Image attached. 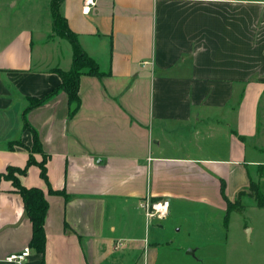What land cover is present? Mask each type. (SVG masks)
<instances>
[{
  "label": "crops",
  "instance_id": "0c3cea01",
  "mask_svg": "<svg viewBox=\"0 0 264 264\" xmlns=\"http://www.w3.org/2000/svg\"><path fill=\"white\" fill-rule=\"evenodd\" d=\"M51 1L0 0V174L26 168L19 184L48 203L38 254L23 200L0 178V264L25 248L23 264L220 259L228 204L264 182V0H96L88 14L62 0L102 73L80 77L72 118L62 91L30 108L72 62ZM146 197L169 201L165 219L144 217Z\"/></svg>",
  "mask_w": 264,
  "mask_h": 264
},
{
  "label": "trees",
  "instance_id": "16d2710c",
  "mask_svg": "<svg viewBox=\"0 0 264 264\" xmlns=\"http://www.w3.org/2000/svg\"><path fill=\"white\" fill-rule=\"evenodd\" d=\"M62 0L51 1L52 11V32L54 35L67 40L72 47V62L70 69L63 71L61 69H54L59 78V85L47 95L33 99L30 104V108L37 107L46 102L49 98L55 96L60 91L64 92L68 99V117L72 118L79 109V80L83 75L100 77L102 73L96 62L87 56L79 47L77 43L76 35L69 29L66 20L60 14L59 8ZM36 150L39 149V143L37 138H34V144ZM31 164V161L28 163ZM259 167V177H264V172H261ZM41 177L46 179V173L43 162L40 164ZM26 168L23 170L8 168L6 174H0V178L3 177L12 182V185L16 188L20 194L24 210L27 218L32 226V236L29 243L30 248L38 254H43L45 249V233H44V220L47 213L48 203L42 190L38 188H24L19 184L17 175H24ZM49 192H51L49 190ZM244 195L251 197L256 206L260 209H264V194L261 193L257 183L250 181L246 190L239 191L236 200L232 204H228V211L241 212L244 207L240 203V198ZM227 219V218H226ZM225 219V221H226ZM227 223V222H226Z\"/></svg>",
  "mask_w": 264,
  "mask_h": 264
},
{
  "label": "rangeland",
  "instance_id": "374dc122",
  "mask_svg": "<svg viewBox=\"0 0 264 264\" xmlns=\"http://www.w3.org/2000/svg\"><path fill=\"white\" fill-rule=\"evenodd\" d=\"M260 122L263 126L264 113L262 111L260 112ZM260 140L264 147V139H259V144ZM259 189L263 194L264 182L260 185ZM240 203L244 209L241 212L234 211L229 215V243L226 249L216 253V255H221L220 259H210L215 256L207 254L208 258L196 264H264V209L257 208L254 200L249 196L241 197ZM223 216L224 214H222V217L216 218L217 224H222ZM244 224L254 228L252 235L250 232L247 233L246 229H243L242 226ZM168 264H173L170 258H168Z\"/></svg>",
  "mask_w": 264,
  "mask_h": 264
},
{
  "label": "built area",
  "instance_id": "2783aa9c",
  "mask_svg": "<svg viewBox=\"0 0 264 264\" xmlns=\"http://www.w3.org/2000/svg\"><path fill=\"white\" fill-rule=\"evenodd\" d=\"M96 4V0H83V14H88L91 8ZM140 209L146 219L163 220L168 215L169 201L166 199L144 198L140 203ZM29 257V249L25 248L20 253H13L6 257L5 261L10 264H23L24 260Z\"/></svg>",
  "mask_w": 264,
  "mask_h": 264
},
{
  "label": "water",
  "instance_id": "95a60500",
  "mask_svg": "<svg viewBox=\"0 0 264 264\" xmlns=\"http://www.w3.org/2000/svg\"><path fill=\"white\" fill-rule=\"evenodd\" d=\"M247 233H248V231H247ZM188 253H192V251H188Z\"/></svg>",
  "mask_w": 264,
  "mask_h": 264
}]
</instances>
